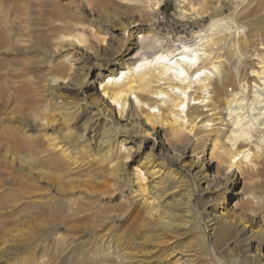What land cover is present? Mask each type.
<instances>
[{
  "label": "bare ground",
  "instance_id": "obj_1",
  "mask_svg": "<svg viewBox=\"0 0 264 264\" xmlns=\"http://www.w3.org/2000/svg\"><path fill=\"white\" fill-rule=\"evenodd\" d=\"M61 1L0 2V163L16 191L0 198V264H46L10 261L35 240L65 245L64 264H264V0L176 49L141 27L165 0H122L132 19ZM181 2L202 18L212 0Z\"/></svg>",
  "mask_w": 264,
  "mask_h": 264
},
{
  "label": "rangeland",
  "instance_id": "obj_2",
  "mask_svg": "<svg viewBox=\"0 0 264 264\" xmlns=\"http://www.w3.org/2000/svg\"><path fill=\"white\" fill-rule=\"evenodd\" d=\"M3 1L5 2L6 0H0V2H3ZM25 1H29V2L33 1V3L35 2V0H25ZM61 2H69V0H62ZM122 2H123L122 0H106V4H105L106 5V9L107 10L109 9V11H111V13L117 14V16L122 17L123 19H128V18L132 19V18L139 17V15L137 16V13H136L137 10L135 9L137 4H135L133 2H128L127 3L128 6H127L126 4H123ZM241 3H242L241 0H212L211 7H210V10H209L208 14H206L202 18L191 16V15H188L185 18V17H183V13H182V10H181V6L183 5V2H181V0H165L164 5L162 7V10H160L158 13L155 14L154 20L150 21V22L142 23L141 27H143L145 29H153V31L155 30L156 32H158L160 37H161V39H162V41H163V46L165 48L176 49L177 47H180L182 38H190V37H192L194 32H196V30L205 27L212 20L213 17L224 16V15L229 14V12L230 13L237 12L238 11L237 9L240 8L239 6H241ZM90 4H91L92 8H95L92 5V3H90ZM237 6L239 8H237ZM110 28L111 29L101 27L99 29V31H98L103 36H108L107 37V41L110 40L109 38L113 34H119L118 31L114 32V30H116V28L114 26L111 25ZM125 36H126V39H127L129 37V32H127V35H125ZM91 41L92 42L89 43L90 45L93 44V40H91ZM107 41H106V43H107ZM95 45H96V43H95ZM99 45H100V49H101L102 45L101 44H99ZM106 46H107V44L104 45L103 47H106ZM244 59L246 60L245 57H244ZM97 72L98 71L96 69L93 70V73L89 76V79L87 80L86 88L83 91L84 95H88L87 98L89 99L90 103H91V98H90L89 94L94 89V87L92 86L91 82L94 81V79L96 78ZM98 89L99 90L101 89L100 85H97V90ZM83 96H81V97H83ZM132 98L135 101L134 97H132ZM90 109H93V108H90ZM205 109H207V108H205ZM93 110H94L95 113L97 112L96 108H94ZM153 111L154 110H151V112H153ZM156 114H158V113H156ZM49 132L51 133L52 131L50 130ZM123 136H126L125 133H123ZM153 140L158 141L157 138H155ZM139 159H140V155H136L135 156V161L130 160L128 162L130 171L133 170L134 165H138L139 164L138 161H137ZM187 160H188V157L184 158L182 161L179 162V165L176 166V168L177 169H182L181 166ZM3 165H4L3 162H1L0 163V168H1L0 169V198H1L2 201H5V200H10L11 199V195L8 197V194H13L16 191L14 190V187H13L14 186L13 179H6L7 176L5 174L1 173L2 170H5L4 167H2ZM190 177L192 178V181L194 183L196 181V179H194L192 175H190ZM149 180L151 181L150 177L146 180V182L150 183ZM205 185L206 184H203V186H205ZM240 187L237 188L236 190L239 191ZM127 195H129V196L132 195L130 189L127 190ZM204 196L205 195H200V194L197 193L195 195V198L197 199V201L198 200L200 201ZM236 200H238V198L234 194L233 195H232V193L230 195L227 194L225 196V200L224 201H220V206H218V212L217 213H219V212H222V213H225V214L232 213V208L231 207H232V205H234ZM120 201H121V199H120V196H119V198L117 200H115L114 203L116 204V203H119ZM104 203H106V205H111V202L109 200H105ZM201 204H202V202H201ZM31 215L32 216H30V213L21 214V220L24 221L26 219V221H24L25 225L21 224V225H18L17 227L22 228V226H23L25 228V230L26 231L29 230V234L32 235L35 232L34 227L26 228L28 226V224H33V223L36 222V219L33 217L32 213H31ZM25 216H26V218H25ZM28 219L30 221H28ZM31 220H32V222H31ZM207 220L208 219H206L205 221H207ZM27 221L30 222V223H25ZM10 226L13 227V225H10ZM14 227H16V226H14ZM30 230H32L33 232L30 231ZM91 235L92 234L88 235L85 238V240H88L91 237ZM1 239H2V236L0 237V241H2ZM35 241H31L32 243L28 242V245L24 244L22 246L23 248L20 247L19 250L17 251V253H14L13 257H11L10 261L18 262V261H21V260H23L25 258L32 259V258H38L39 256H42V257L44 256L43 259H44V261H46V264H58L59 262H60L59 264H64V261L62 259L65 258V252H66L65 245H63V244L61 245L60 244L58 246L59 249L56 250L55 246L54 247L53 246L52 247L49 246V248H44L43 244L41 242H39V240H35ZM34 242H35V244H34ZM36 243H38L39 245L36 244ZM40 243H41V245H40ZM172 244L174 245L176 243H172ZM172 244H165V245L162 246V248L166 252H171L173 249L177 250L171 256V258H173L175 256L174 257V259H175V258L180 256V255L176 256V254H179V249L183 248V246L179 245V247L171 248ZM50 249L52 250V252H50ZM64 249H65V251H64ZM157 255H159V254H156L154 256V258H156ZM164 255H166V253H164ZM54 257H57V259H55ZM174 259L172 261H174Z\"/></svg>",
  "mask_w": 264,
  "mask_h": 264
}]
</instances>
